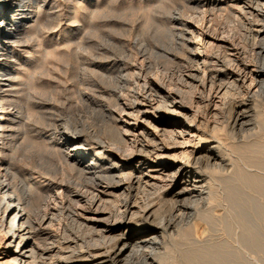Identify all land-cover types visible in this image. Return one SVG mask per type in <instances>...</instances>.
<instances>
[{
  "label": "bare ground",
  "instance_id": "1",
  "mask_svg": "<svg viewBox=\"0 0 264 264\" xmlns=\"http://www.w3.org/2000/svg\"><path fill=\"white\" fill-rule=\"evenodd\" d=\"M35 1L38 5V0H0V141L14 114L5 93L20 73L8 65L19 55L13 47L22 44V32L35 22ZM197 3L210 6V15L222 10L219 2ZM232 5L238 7L246 38L253 42L254 57L247 59V52L233 44L222 54L190 49L189 69L177 74L199 90L200 107L206 114L214 112L215 123L224 124L231 141L198 127L201 109H194L193 102L183 104L180 92L165 84L174 74L153 78L150 64L130 62L126 49L122 58L97 71L102 79L112 80L111 87H98V97H93L97 129L82 135L78 127L83 123L58 120L46 141L77 171L76 189L56 180L58 166L46 177L28 173L16 183V171L0 159V250L5 247L0 260L168 264L161 261L168 239L184 238L197 247L225 242L226 202L238 205L239 193L246 194L238 179L250 176L264 187V145L258 136L264 106V0H232ZM172 20L182 44L200 39L201 32L179 18ZM215 31L203 36V47L227 40ZM163 135H168L167 142ZM2 149L0 145V154ZM36 186L38 194L48 199L32 214ZM164 202L171 204L169 211L161 210ZM63 213L85 234L67 235L59 224Z\"/></svg>",
  "mask_w": 264,
  "mask_h": 264
},
{
  "label": "rangeland",
  "instance_id": "2",
  "mask_svg": "<svg viewBox=\"0 0 264 264\" xmlns=\"http://www.w3.org/2000/svg\"><path fill=\"white\" fill-rule=\"evenodd\" d=\"M38 1V5L35 1L32 13L35 22L29 27L30 29L27 28L22 32V44L13 47L14 52L19 54L18 59L11 58L8 65L13 71L18 70V73L20 71L17 77L20 76L13 80L10 92L5 93V98H8L9 104L11 103L14 114L11 120H7L8 124L3 131L5 138L0 141L3 148L0 159L14 172L16 171L17 175L14 178L16 183H19L22 175L28 173L46 177L47 171H54L58 166L59 174L56 180H63L64 185L71 189L78 187L75 184L78 180L77 171L65 163L57 149L51 147V142L46 141H50V131L58 120L71 124L83 123L81 128L78 127L82 135L97 129L99 118L96 108L91 107L96 106L93 97L97 98L98 95L95 91L98 87L112 86V80L102 79L97 71L104 65L110 64L112 59L122 58L126 49L131 54L130 62L150 64L148 73L153 78L163 80L166 75L174 74L165 84L172 90L176 89L175 91L180 92L183 104L191 105L193 102L194 109H201L196 122L198 127L231 141L224 124L215 123L214 112L206 114L200 107L202 105L197 101L200 96L199 90L191 84L187 86L177 74L185 73L187 68L189 69L191 63H188L187 59L190 56V49L201 51V54L213 55L218 54L219 51H221L219 54H222L233 44L247 52V59L254 57L253 42L246 38L242 17L238 7L232 5V0H206L219 2L222 6V10L212 12L213 15H210L212 11L210 6L199 5L198 0ZM38 7L42 8L38 9ZM174 18L181 19L201 32L200 39L195 37L193 39L195 42L188 46L182 44L173 29L176 27L172 20ZM214 31L216 35L224 36L228 41H223L215 47L211 46L213 48L203 47V36L210 37ZM142 53L145 54L144 57ZM196 104L199 105L197 108ZM260 108L262 116L259 119L258 136L264 145V106ZM159 128L171 130L164 125H160ZM164 136L168 138L166 137L168 135H163V138ZM165 140L164 142L168 141ZM238 182L242 192L244 190L252 198L239 193L241 201L238 205L230 201L226 202L225 211L228 214L224 226L226 236L224 244L213 243L211 246L197 247L186 243L187 240L184 238L180 240L184 239L185 242L179 240L180 243L178 240L168 239L165 252L161 253L163 263L264 264V187L250 176L241 177ZM33 190L36 192L33 191L32 195L34 200H32L34 205L31 209L32 214L48 199L46 195L38 194L37 186ZM232 195L233 193L228 194L233 198ZM167 203L161 205V210L169 211L171 204ZM66 216L65 213L61 214L59 221L61 228L66 229V234L84 235L85 229L79 231ZM187 247L191 249L188 250ZM4 249L3 246L0 252H4ZM4 262L9 263L11 260L8 257L0 260L1 264H5Z\"/></svg>",
  "mask_w": 264,
  "mask_h": 264
}]
</instances>
